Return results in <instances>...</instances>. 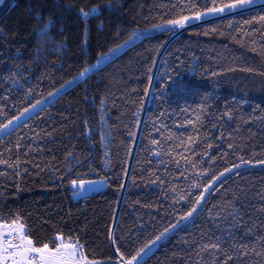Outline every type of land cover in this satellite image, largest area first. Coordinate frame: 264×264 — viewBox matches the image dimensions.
Here are the masks:
<instances>
[{"label":"trees","instance_id":"obj_1","mask_svg":"<svg viewBox=\"0 0 264 264\" xmlns=\"http://www.w3.org/2000/svg\"><path fill=\"white\" fill-rule=\"evenodd\" d=\"M241 1L2 0L0 129L139 29ZM261 17L264 5L145 37L14 125L0 223L18 217L35 246L78 240L88 264L141 248L139 264H264ZM99 179L86 198L71 189Z\"/></svg>","mask_w":264,"mask_h":264},{"label":"snow or ice","instance_id":"obj_2","mask_svg":"<svg viewBox=\"0 0 264 264\" xmlns=\"http://www.w3.org/2000/svg\"><path fill=\"white\" fill-rule=\"evenodd\" d=\"M0 2H2V0H0ZM224 7H227L229 11L237 10L238 8L236 4H228ZM224 7H213L211 12H223ZM96 11V9H93L92 14H95ZM208 14L209 13H204L203 15L207 16ZM88 15L89 13H84L85 17ZM200 18V15H196L191 19L199 20ZM188 19L189 17H185L183 19L171 21V23L182 28L185 25V21ZM260 19L264 20V17H261ZM105 59H107V57H105ZM89 71L90 70L88 68H85L84 72L80 74V78H84L85 74ZM9 123L12 122L10 121ZM7 127L8 125H5V128ZM245 163H250V161H245ZM261 163H264V161H261ZM9 166L11 167V165ZM239 166L240 165H237L236 167ZM228 171H231V169H228ZM220 175L223 176L225 173H221ZM219 178L220 177H216L217 180ZM215 183L216 180H213L211 184L203 189V193L210 195L211 193L209 192V189L215 191V189L212 188V184ZM73 186H77L75 181H73ZM79 188L83 190L84 185H79ZM204 194H201L196 198L195 205L191 207L186 215L181 217L182 220L187 221L189 217L193 216V213L197 212V208L202 206L201 202L205 201ZM175 227L176 225H173V228ZM0 229H4V232L0 233V262H3V264H7L8 260H11V264H80V262L76 261L75 259L78 254L80 259L84 260L83 245H81L78 240L66 241L63 236L54 235L47 242L38 241L40 246H35L33 240L28 238L32 235L31 230L29 229L27 234H25V227L22 223H19L18 217L16 220L12 221L11 224H0ZM13 233H15V235H13ZM166 234L167 233H161L160 236H157L156 239L151 242V244L146 246V248L150 250L151 247L160 241ZM13 240H16L17 242L13 244ZM58 241L59 243H57ZM113 242L115 243V240ZM49 244L54 246V252L49 249ZM211 247L217 246L211 245ZM9 249H11V251ZM144 254H146L145 248H141L140 251H138L134 256L131 257V259L127 261V264H134V262L135 264H139V259H142ZM121 258L123 259V257ZM85 264H88V262H85Z\"/></svg>","mask_w":264,"mask_h":264},{"label":"rangeland","instance_id":"obj_3","mask_svg":"<svg viewBox=\"0 0 264 264\" xmlns=\"http://www.w3.org/2000/svg\"><path fill=\"white\" fill-rule=\"evenodd\" d=\"M234 4H236L238 6L237 10L229 11V9L227 7H224L223 12L212 13L210 10V11L204 12V13H209L207 16L203 15L204 13L198 14L201 17L199 20L191 19L192 17H195L196 15L191 16V17H189L188 20L185 21V25L182 28L179 27L178 25H173L171 22H169V23H166V24H163L160 26H156V27H151V28H147V29H139L133 36H131L129 39H127L126 41L121 43L119 46H117L116 48H114L110 52L100 56L99 59L95 63H93L92 65H90L88 67V69L90 71L85 74L84 78H82V79L80 78V74L82 73L81 72L75 78L71 79L70 81H68L67 83H65L61 87H59L55 92H53L52 94L47 96L45 99H43L37 105L30 108L27 112H25L23 115H21L19 117V119H16L15 121H12V123L7 124L8 125L7 128H5V126L3 128H1L0 129V137L2 135H4L6 132L11 131L12 128L14 127V125H16L18 122H20L23 118H25L28 115H30L31 113L35 112L41 106H43L47 103L53 102L59 95L65 93L69 89L73 88L76 84L84 81L92 73L97 72L102 66H104L105 64H107L111 60L115 59L116 57L120 56L127 49H129L130 47H132L133 45H135L136 43H138L139 41H141L145 37L154 35L156 33H159L161 31H165V30L175 31L173 36H176L177 34L180 33L181 30H184L189 26H192V25H195L198 23H202V22H207V21L215 19V18H219L222 16H226V15L233 14V13L240 12V11L249 10V9L264 5V0H244L241 2L234 3ZM110 54H112V55H110ZM105 57H107V59H105ZM97 64H98V67H97ZM0 224H4V223H0ZM3 232H4V229H0V233H3ZM57 243H59V241ZM49 249L52 252L55 251V249H51V248H49ZM75 259H76V261H79L80 264H85V262H87V260L85 258H84V260H81L79 254L77 255V257ZM0 264H3V262H0Z\"/></svg>","mask_w":264,"mask_h":264},{"label":"water","instance_id":"obj_4","mask_svg":"<svg viewBox=\"0 0 264 264\" xmlns=\"http://www.w3.org/2000/svg\"><path fill=\"white\" fill-rule=\"evenodd\" d=\"M178 35V34H177ZM174 36L175 37H177ZM173 38V39H174ZM76 187L71 185V189L73 193L77 194L81 198H86L94 193H99L104 191L107 188V181L103 179L99 180H83V181H75ZM83 184L84 188L83 190L79 188V185Z\"/></svg>","mask_w":264,"mask_h":264},{"label":"built area","instance_id":"obj_5","mask_svg":"<svg viewBox=\"0 0 264 264\" xmlns=\"http://www.w3.org/2000/svg\"><path fill=\"white\" fill-rule=\"evenodd\" d=\"M13 235H15V233H13ZM13 242V244H15L17 241L16 240H13L12 241ZM9 250H11V249H9ZM122 264H125L123 261H120Z\"/></svg>","mask_w":264,"mask_h":264},{"label":"crops","instance_id":"obj_6","mask_svg":"<svg viewBox=\"0 0 264 264\" xmlns=\"http://www.w3.org/2000/svg\"><path fill=\"white\" fill-rule=\"evenodd\" d=\"M10 251H11V250H10ZM7 264H11V260H8V261H7Z\"/></svg>","mask_w":264,"mask_h":264}]
</instances>
